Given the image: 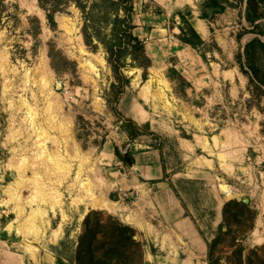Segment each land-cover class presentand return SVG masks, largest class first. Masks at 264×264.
I'll use <instances>...</instances> for the list:
<instances>
[{
    "label": "rangeland",
    "instance_id": "rangeland-1",
    "mask_svg": "<svg viewBox=\"0 0 264 264\" xmlns=\"http://www.w3.org/2000/svg\"><path fill=\"white\" fill-rule=\"evenodd\" d=\"M233 1L213 20L193 21L205 44L198 52L177 39L171 3L139 0L134 33L152 65L146 79L139 69L125 70L130 84L118 118L103 99L111 71L101 49L84 46L79 12L69 6L50 27L36 0H4L0 257L26 264H207L205 242L218 235L224 204L235 201L256 216L231 220L232 233L218 236L211 262L238 264L235 239L244 264H264V100L253 88L250 96L239 71L264 68L263 48H250L249 60L244 54L253 39L264 43V20L252 29L246 0ZM171 68L190 84L184 94L168 79ZM125 119L146 127L144 134L128 136ZM150 152L162 171L151 181L127 163ZM82 183L111 210L93 206ZM116 223L133 231L131 242ZM180 226L192 227L198 239L189 242Z\"/></svg>",
    "mask_w": 264,
    "mask_h": 264
},
{
    "label": "trees",
    "instance_id": "trees-1",
    "mask_svg": "<svg viewBox=\"0 0 264 264\" xmlns=\"http://www.w3.org/2000/svg\"><path fill=\"white\" fill-rule=\"evenodd\" d=\"M39 8L46 14V20L50 27H54V15L59 12H64L69 6H73L80 15L81 29L80 34L84 46L91 52H97L99 49L104 53V60L107 67L111 71L112 82L107 92L104 93L105 105L111 108L114 116L123 118L118 111V104L121 96L125 93V89L130 84V79L125 75V70L130 68L139 69L142 71L143 79H146L147 72L151 67V60L145 53V47L143 41L135 35L137 26L134 22L135 16L138 14V2L139 0H36ZM153 3L152 0H148ZM225 5L228 2L225 0H206L201 5L200 19L213 20L214 16L221 14L225 10ZM157 6V5H156ZM1 10L5 9L4 0H0ZM143 8H145L143 6ZM157 11L161 12L162 9L157 6ZM208 11L211 13L208 14ZM191 9L185 6L182 10H177L171 17L174 21L178 18V26L175 28L179 31L177 39L183 45L190 47L195 51H200L204 47V42L195 31L193 27V16ZM1 14V11H0ZM1 17V16H0ZM246 22L254 29L256 22L264 20V0H246ZM38 22V21H37ZM146 31H151V27L144 28ZM259 46L264 49V43L258 39H253L244 48V54L249 60L250 48ZM202 60L205 62V56L199 53ZM51 61L52 54H49ZM63 61L66 62L64 58ZM53 68V66H52ZM54 69V68H53ZM241 74H243L248 80V92L250 96L253 95V88L259 93L260 98L264 100V68H248L245 71L244 68H239ZM172 75H176L174 79ZM168 79L171 82L176 81L179 83L181 92L184 94L186 89L190 88V84L176 72L175 69L168 70ZM253 97V96H252ZM259 109V108H258ZM128 128H122L128 136L136 138L143 133V129L146 127L137 126L132 120L125 119ZM264 126V124H263ZM148 127V126H147ZM114 157L122 162H126L125 157L120 153L117 147H114ZM130 166L133 165V160L128 158ZM249 214L253 220L256 213L250 211L247 203H238L230 201L224 204L222 208V223L218 226V235L210 244L205 242L207 248V264H213L211 262V249L217 242L219 235L229 236L232 231L230 228L231 220L235 223H240V219ZM92 213L86 216V223ZM118 230L122 232L123 240L125 243L132 241L133 231L126 226H122L120 223H116ZM225 229V230H224ZM250 230L245 235L252 231ZM243 234V236H245ZM237 240L233 239L232 245L235 247V251L232 255L235 258L236 263L244 264L243 247L236 244ZM215 246V245H214Z\"/></svg>",
    "mask_w": 264,
    "mask_h": 264
},
{
    "label": "crops",
    "instance_id": "crops-1",
    "mask_svg": "<svg viewBox=\"0 0 264 264\" xmlns=\"http://www.w3.org/2000/svg\"><path fill=\"white\" fill-rule=\"evenodd\" d=\"M152 1L161 6H165V5L167 6L168 3H171L174 8L173 9L174 11L180 10L182 7L188 6L192 11L191 13L193 16L194 23L195 21L196 22L198 21L199 23L200 21H204L200 19L199 17H200V12H201L200 11L201 5L206 0H152ZM225 1L228 3L234 2L233 0H225ZM193 10H196V11L194 12ZM156 157L157 156L155 152H150L149 154L139 156L138 158L133 157L134 164L132 165V167L133 169L140 168L141 176L145 180H149V181L156 180L158 179L156 176H160L162 173V171L160 170L161 169L160 166L156 165L158 164V158ZM150 164L154 165L153 171H151V167L149 166ZM181 227L182 226H180L179 233L181 234V236L189 239V242H191L192 240L198 239L197 238L198 236L192 227L186 229L187 227L184 225V227H186L184 231L183 229H181ZM0 264H26V263L23 261L22 258L18 259L16 263L8 262V256H4V252H3L2 257H0ZM40 264H54V263L52 262V260L46 259L43 262L41 261Z\"/></svg>",
    "mask_w": 264,
    "mask_h": 264
},
{
    "label": "bare ground",
    "instance_id": "bare-ground-1",
    "mask_svg": "<svg viewBox=\"0 0 264 264\" xmlns=\"http://www.w3.org/2000/svg\"><path fill=\"white\" fill-rule=\"evenodd\" d=\"M64 170V169H63ZM83 184V183H82ZM81 184V185H82ZM83 190L87 193V195L90 198V202L93 206L95 207H102L104 209L111 210V205L104 201L102 198H98L97 196H94L93 193L91 192V185L90 184H83L82 185ZM226 190V189H225ZM228 189L226 190V194H228Z\"/></svg>",
    "mask_w": 264,
    "mask_h": 264
},
{
    "label": "water",
    "instance_id": "water-1",
    "mask_svg": "<svg viewBox=\"0 0 264 264\" xmlns=\"http://www.w3.org/2000/svg\"><path fill=\"white\" fill-rule=\"evenodd\" d=\"M61 85L60 84H56V90L60 89Z\"/></svg>",
    "mask_w": 264,
    "mask_h": 264
}]
</instances>
